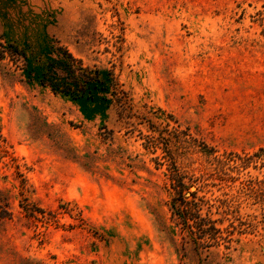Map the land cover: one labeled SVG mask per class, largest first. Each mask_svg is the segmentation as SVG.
<instances>
[{
    "label": "rangeland",
    "instance_id": "1",
    "mask_svg": "<svg viewBox=\"0 0 264 264\" xmlns=\"http://www.w3.org/2000/svg\"><path fill=\"white\" fill-rule=\"evenodd\" d=\"M0 264H264V0H0Z\"/></svg>",
    "mask_w": 264,
    "mask_h": 264
},
{
    "label": "trees",
    "instance_id": "2",
    "mask_svg": "<svg viewBox=\"0 0 264 264\" xmlns=\"http://www.w3.org/2000/svg\"><path fill=\"white\" fill-rule=\"evenodd\" d=\"M51 48L54 56L44 60L42 69L38 72L42 85L48 86L54 93L70 95L74 98L90 96L93 89L102 88L103 80L98 69L83 66L80 59L61 45ZM174 189L177 188L174 187ZM178 196L180 197H174L173 200V213L185 223L184 225H186V219L190 218L199 231L205 232L203 223L197 220L199 216L195 213L193 204L183 200L181 193ZM212 228L215 229V227Z\"/></svg>",
    "mask_w": 264,
    "mask_h": 264
}]
</instances>
